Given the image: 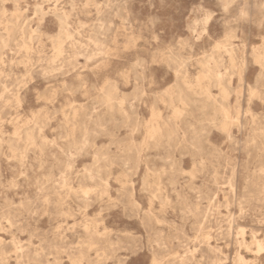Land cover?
<instances>
[{
    "label": "rangeland",
    "instance_id": "1",
    "mask_svg": "<svg viewBox=\"0 0 264 264\" xmlns=\"http://www.w3.org/2000/svg\"><path fill=\"white\" fill-rule=\"evenodd\" d=\"M228 2L196 41L221 0H0V264H264V0Z\"/></svg>",
    "mask_w": 264,
    "mask_h": 264
},
{
    "label": "snow or ice",
    "instance_id": "2",
    "mask_svg": "<svg viewBox=\"0 0 264 264\" xmlns=\"http://www.w3.org/2000/svg\"><path fill=\"white\" fill-rule=\"evenodd\" d=\"M195 3V0H193ZM235 5L229 3L228 0H221V3L215 4L213 8H208L204 4H201L199 8L194 7L193 13L196 16V26L193 28L192 24H189V31L192 32V37L190 39H194L196 41H202L203 39H207V31H210L209 24L213 20L214 15L216 14L214 9H223L224 12L229 14H233L235 12ZM244 16L243 11L240 12L239 16H236V20L239 21ZM175 66V65H171ZM261 72L258 83L254 86H250L249 96L251 98H259L261 101H264V61L260 62ZM241 75H243L244 69L241 67L239 69ZM179 74V72H178ZM264 252V248L261 249Z\"/></svg>",
    "mask_w": 264,
    "mask_h": 264
},
{
    "label": "bare ground",
    "instance_id": "3",
    "mask_svg": "<svg viewBox=\"0 0 264 264\" xmlns=\"http://www.w3.org/2000/svg\"><path fill=\"white\" fill-rule=\"evenodd\" d=\"M38 7V6H37ZM43 8V7H42ZM37 10H38V8H37ZM39 11V10H38ZM41 11V10H40ZM46 13V12H45ZM43 14V13H42ZM62 14H64V13H62ZM46 15V14H45ZM42 16H44V15H42ZM63 16V15H62ZM68 16V15H67ZM65 17V20H66V16H64ZM58 19V18H57ZM56 20V19H55ZM65 22V21H64ZM63 21H62V23H64ZM67 33V32H66ZM66 38H69V35H67L66 34ZM75 70V69H74ZM65 116V115H64ZM69 119V118H68Z\"/></svg>",
    "mask_w": 264,
    "mask_h": 264
}]
</instances>
